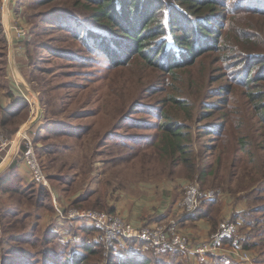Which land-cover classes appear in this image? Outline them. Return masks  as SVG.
<instances>
[{
	"label": "rangeland",
	"instance_id": "374dc122",
	"mask_svg": "<svg viewBox=\"0 0 264 264\" xmlns=\"http://www.w3.org/2000/svg\"><path fill=\"white\" fill-rule=\"evenodd\" d=\"M250 2L239 14L254 28L262 17L247 12ZM84 4L0 0V69L30 101L29 112L0 129L12 144L0 164L8 157L24 163L17 145L31 141L48 181L35 184L24 163L26 198L0 200V212L8 210L0 213V264H62L77 253L86 254V264H112L106 249L114 246L91 220L70 218L73 210L105 214L104 227L122 220L164 234L158 246L136 240L116 246L117 256L150 264H264V121L243 79L258 67L238 63L247 48L231 30L221 50L172 67L175 74L167 60L152 65L130 55L115 64L56 24L74 15L104 29ZM222 23L221 39L228 31ZM166 117L188 134L189 164L178 166L161 150ZM193 187L207 196L195 212L187 208ZM223 223L233 230L218 254L200 252Z\"/></svg>",
	"mask_w": 264,
	"mask_h": 264
},
{
	"label": "trees",
	"instance_id": "16d2710c",
	"mask_svg": "<svg viewBox=\"0 0 264 264\" xmlns=\"http://www.w3.org/2000/svg\"><path fill=\"white\" fill-rule=\"evenodd\" d=\"M50 1L52 0H39V3L45 4ZM82 1H84V6L89 13L91 12V19L104 26L102 29L104 32L98 28L89 27L88 24L74 15L60 16V20L56 24L64 25L62 27L82 40L85 46L90 47L93 51H102L115 64L122 63L121 59L130 55L147 60L152 65L161 61L166 65L167 60L170 73L175 74L172 67L193 63L205 50H221L228 39V34L234 30L235 41L248 49L243 48L246 53L241 55L238 63L241 65L249 63L251 67H258L257 73L254 75L252 68L245 71L246 75L243 79L250 89L249 99L258 101L256 107L260 118L264 121V90H260L262 86L260 81L264 78V8L261 7L264 6L263 0H249L253 2L247 12L256 13L262 17L254 28L246 25V21L243 22L244 15L239 14L242 8L247 9L245 7L248 0ZM235 20H238L239 25L232 28L231 24ZM223 21L228 24V31L227 35L221 39L219 29ZM232 50L235 52L237 47L235 46ZM159 58L160 61H158ZM1 70H4L1 74L3 75L5 68H1ZM4 75L0 81V88L4 89V93L10 101V108L8 110L0 105V129L6 130L14 119L27 110L29 112L30 101L22 94H16L12 90V83L10 84L6 73ZM184 129L181 123L171 120L169 117H166V122L160 126L162 133L161 150L164 155H168L177 161L178 166L189 164V157L186 155L189 146L185 144L188 134L184 132ZM23 147L25 146L23 145ZM16 162L14 161L9 170L0 176V191L9 193L11 199L16 197V202H21L24 197L26 198L27 184L23 186L17 181H13V170ZM42 190L48 195L49 192L45 189ZM31 198H34L33 194L29 197V199ZM11 203L13 202L10 201L8 204ZM14 209L16 208L14 207ZM1 212L2 215L8 210L3 209ZM7 214L11 216L13 212L9 211ZM3 215L5 217L6 214ZM197 216L194 213L190 217L196 218ZM22 224L23 221L20 220L17 221L16 225ZM7 227L6 225L3 228V232L7 231ZM45 241L51 242L48 239ZM92 243L93 246L99 244L94 241ZM127 243L130 244V241ZM136 243L140 247L143 246L141 242L136 241ZM99 245L107 248L103 243ZM87 250L92 254L97 253L89 246ZM106 250L111 254V260L114 259L112 264L151 263L148 258L139 259L134 254L117 256L119 250L116 247ZM85 256L86 254L77 253L75 257L66 259L62 264H68V262L70 264H86L87 258ZM27 257L30 259V255ZM155 262L160 264L159 261Z\"/></svg>",
	"mask_w": 264,
	"mask_h": 264
},
{
	"label": "built area",
	"instance_id": "2783aa9c",
	"mask_svg": "<svg viewBox=\"0 0 264 264\" xmlns=\"http://www.w3.org/2000/svg\"><path fill=\"white\" fill-rule=\"evenodd\" d=\"M19 32L20 35H22L21 37H23L26 31L23 32L22 30H20ZM24 138H26L25 135ZM10 144L11 143L6 140L3 135L0 134V156L12 145ZM24 146L25 147H22L21 144H18L16 154H22L24 163L30 170L32 181L38 185L48 186L47 176L43 168H41L42 166L35 155L32 142L26 140ZM191 194L192 197L191 200L187 203V208H189V211L195 212L196 210H198L200 204L202 203V200L207 198V196L204 194V192L200 194L196 187L192 188ZM106 217L107 216L105 214L84 210H73L70 213V218L91 220L92 222H94L97 228L101 230L103 241L108 246L113 245L114 247H116L125 244L129 240L149 242L147 244L158 246L161 244L164 238V234L161 231L140 230L135 228L131 224L124 223L122 220L114 221V225L111 228L104 227ZM232 230V226L225 223L221 224L219 229L217 230L218 232L215 235L211 236V239L209 241L210 246L206 245L205 251H202L201 249L200 252H207V254H218L217 252L220 251L219 247H222L225 237H230V235L232 234Z\"/></svg>",
	"mask_w": 264,
	"mask_h": 264
},
{
	"label": "crops",
	"instance_id": "0c3cea01",
	"mask_svg": "<svg viewBox=\"0 0 264 264\" xmlns=\"http://www.w3.org/2000/svg\"><path fill=\"white\" fill-rule=\"evenodd\" d=\"M10 77V75H9ZM10 84H11V80H10ZM12 90H14L12 84H11ZM14 92L17 94V92L14 90ZM31 95V92H29ZM20 95V92L18 93ZM10 101L9 99L6 97V94L4 93V89L0 88V105H2L4 108L8 109L10 108ZM9 110V109H8ZM14 157H8L6 158L1 164H0V176H2L4 173H6L9 168L11 167V165L14 163ZM14 173V179L13 181H17V183H19L20 185L22 184L23 186H26V183L30 180L29 179V173L27 168L25 167V164L22 162V160H17L16 165L14 167L13 170ZM11 195L9 193H3L0 191V200H7L6 203H10L8 200H11ZM189 223V222H188ZM202 222L199 223H194V224H201ZM190 224V223H189ZM187 222L182 223L183 227H187ZM199 235H202L205 237V233L204 232H199Z\"/></svg>",
	"mask_w": 264,
	"mask_h": 264
},
{
	"label": "water",
	"instance_id": "95a60500",
	"mask_svg": "<svg viewBox=\"0 0 264 264\" xmlns=\"http://www.w3.org/2000/svg\"><path fill=\"white\" fill-rule=\"evenodd\" d=\"M31 95L34 96L33 92H31Z\"/></svg>",
	"mask_w": 264,
	"mask_h": 264
},
{
	"label": "bare ground",
	"instance_id": "6f19581e",
	"mask_svg": "<svg viewBox=\"0 0 264 264\" xmlns=\"http://www.w3.org/2000/svg\"><path fill=\"white\" fill-rule=\"evenodd\" d=\"M16 143V142H15ZM14 151V150H13ZM14 153V152H13Z\"/></svg>",
	"mask_w": 264,
	"mask_h": 264
}]
</instances>
